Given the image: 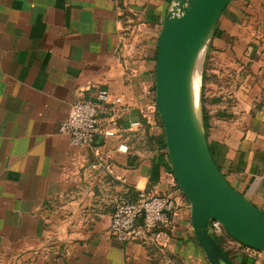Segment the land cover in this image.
Returning a JSON list of instances; mask_svg holds the SVG:
<instances>
[{
    "label": "crops",
    "instance_id": "1",
    "mask_svg": "<svg viewBox=\"0 0 264 264\" xmlns=\"http://www.w3.org/2000/svg\"><path fill=\"white\" fill-rule=\"evenodd\" d=\"M172 3L0 0V264H210L190 201L166 165L167 148L149 139L164 132L129 126L154 97L145 89H155L158 39ZM208 60L214 72L238 79L236 102L208 109L211 153L232 186L264 211V0L229 2ZM99 88L128 107L116 135H98L102 163L59 131L71 104ZM152 187L176 196L171 243L119 241L110 229L118 197ZM233 253L236 264H264V251L244 262Z\"/></svg>",
    "mask_w": 264,
    "mask_h": 264
},
{
    "label": "water",
    "instance_id": "2",
    "mask_svg": "<svg viewBox=\"0 0 264 264\" xmlns=\"http://www.w3.org/2000/svg\"><path fill=\"white\" fill-rule=\"evenodd\" d=\"M230 1L173 0L157 45L155 100L170 166L190 201L193 230L210 264H236L212 235L211 219L219 220L241 243L264 251V211L235 189L217 166L206 135L201 85V127L190 96L197 56Z\"/></svg>",
    "mask_w": 264,
    "mask_h": 264
},
{
    "label": "built area",
    "instance_id": "3",
    "mask_svg": "<svg viewBox=\"0 0 264 264\" xmlns=\"http://www.w3.org/2000/svg\"><path fill=\"white\" fill-rule=\"evenodd\" d=\"M145 92H154V97L142 109V120H133L129 126L132 129L147 126L148 130L164 132L158 115L155 89L146 88ZM127 109L123 97L110 103L108 89L99 88L94 98L81 96L71 104L59 131L69 135L74 145L89 148L98 163H102L106 157L98 135H116L119 121ZM108 171L112 172L109 166ZM178 215L177 200L173 192H162L155 187L140 188L134 197H118L111 216L110 229L112 235L121 242L133 241L145 246L166 248L175 233ZM209 228L220 245L231 248L233 252L256 257L263 251L232 237L217 219L210 220Z\"/></svg>",
    "mask_w": 264,
    "mask_h": 264
},
{
    "label": "rangeland",
    "instance_id": "4",
    "mask_svg": "<svg viewBox=\"0 0 264 264\" xmlns=\"http://www.w3.org/2000/svg\"><path fill=\"white\" fill-rule=\"evenodd\" d=\"M208 43L203 52V60L199 81V84L201 85L202 104L204 105L205 103V106L208 109H214L215 106L219 107L220 105L226 104L228 105V107H230V105H233L236 102L235 90H237L238 83L236 82V80L238 81V79H235V77L232 78L229 74L226 75L224 72H214L212 70L211 63L208 60ZM192 77L193 82H196V87H193V82L191 80L192 106L194 109L196 121L199 125V118H201V110L199 111L197 109V77L194 74ZM230 81L232 82L230 83ZM217 111H220V109L218 108ZM228 254L235 258L234 253L230 250H228ZM233 261H235V259Z\"/></svg>",
    "mask_w": 264,
    "mask_h": 264
},
{
    "label": "trees",
    "instance_id": "5",
    "mask_svg": "<svg viewBox=\"0 0 264 264\" xmlns=\"http://www.w3.org/2000/svg\"><path fill=\"white\" fill-rule=\"evenodd\" d=\"M203 100H204V98H203ZM203 107H204V123H205V128H206V130H207V126H208V117H209V115H208V108H206L205 103H204ZM228 114H229V113H224V111H222V112L220 113L221 116H229ZM145 128L148 129L147 126H145ZM149 139L151 140V142L154 140V143L157 145V147H158L159 149H162V148L165 149V148H166V141H165V138H164V133H162V134H160V135H153V136L151 135ZM162 157H163V153L159 155V159H162ZM166 165H167V167L169 168V170H171V167H170V161H169V158H168V157H167ZM219 169H220V168H219ZM225 253H226V254H227L232 260H234V258H233L232 256H230V254H228V252L225 251ZM239 255L242 257L243 262H244L246 259H248L247 255H245V254H239Z\"/></svg>",
    "mask_w": 264,
    "mask_h": 264
},
{
    "label": "bare ground",
    "instance_id": "6",
    "mask_svg": "<svg viewBox=\"0 0 264 264\" xmlns=\"http://www.w3.org/2000/svg\"><path fill=\"white\" fill-rule=\"evenodd\" d=\"M202 59H203V49L200 50L198 56H197V59L195 61V64L193 66V69L191 71V76H190V96H191V101H192V91H191V87H192V84H191V80H192V76L193 74L196 75L197 77V92H196V98H197V109L200 111V84H199V81H200V73H201V66H202ZM193 82V80H192ZM196 82L194 81L193 82V87H196ZM194 111V109H193ZM195 115V114H194ZM200 120V123H199V126L201 127V118H199Z\"/></svg>",
    "mask_w": 264,
    "mask_h": 264
}]
</instances>
